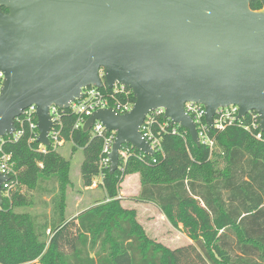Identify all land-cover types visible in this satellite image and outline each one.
Wrapping results in <instances>:
<instances>
[{
	"label": "water",
	"instance_id": "water-1",
	"mask_svg": "<svg viewBox=\"0 0 264 264\" xmlns=\"http://www.w3.org/2000/svg\"><path fill=\"white\" fill-rule=\"evenodd\" d=\"M253 1L0 0V139L35 106L37 142L50 147L52 106L68 110L85 89L115 84L132 91V111H96L83 128L100 121L116 132L111 175L126 145L155 155L140 130L157 109L198 147L190 102L205 107L211 129L217 110L234 105L239 120L257 113L264 131V0L258 10ZM8 181L0 173V204Z\"/></svg>",
	"mask_w": 264,
	"mask_h": 264
},
{
	"label": "trees",
	"instance_id": "trees-1",
	"mask_svg": "<svg viewBox=\"0 0 264 264\" xmlns=\"http://www.w3.org/2000/svg\"><path fill=\"white\" fill-rule=\"evenodd\" d=\"M251 6L258 10L261 2ZM101 91L113 93L108 87ZM115 100L125 101L121 96ZM130 101L135 103V97ZM253 116L224 131L209 129L213 149L197 147L190 133L180 129V135H163L162 151L153 157L132 148L128 162L121 161L126 175L140 174L137 201L156 206L192 241L175 250L150 239L134 211L115 200L121 170L111 175L101 167L103 139L75 130L77 118L69 110L63 114L60 138L83 149L85 187L105 174L103 186L111 202L66 219L70 162L52 144L39 151L40 144L30 142L27 130L19 141L5 145L14 175L9 178L12 188L2 189L0 264H264V131L245 130L254 124ZM220 159L226 167L217 170ZM48 181L54 184L52 192L42 190ZM23 186L47 194L57 190L51 218L18 212L32 206L17 190Z\"/></svg>",
	"mask_w": 264,
	"mask_h": 264
},
{
	"label": "built area",
	"instance_id": "built-area-1",
	"mask_svg": "<svg viewBox=\"0 0 264 264\" xmlns=\"http://www.w3.org/2000/svg\"><path fill=\"white\" fill-rule=\"evenodd\" d=\"M4 80L5 76L2 72H0V94L4 86ZM101 90L102 89H97L94 87L85 89L83 97L70 105L68 110L77 118V121L74 125L75 130L83 129L87 120L92 117L96 111L102 109H113L118 114L123 115L129 113L134 108L135 103L130 101L133 93L126 86L115 84L114 87L110 89L113 91V93L109 95L104 94ZM117 96L123 97L125 101H116L115 98ZM185 110L195 122L201 142L210 149H213L215 142L208 135V131L211 128L206 122L205 107L203 105L190 102L186 103ZM65 111L67 110H62L57 106H52L50 109V115L52 121L55 124L50 133V141L55 148H58L64 143V141H62L60 138V134L62 131V119ZM239 111V107L234 105L219 108L214 117L213 128L211 130L224 131L233 124L241 123L246 116L239 120ZM254 113L255 112H251L248 114L254 115V124L252 127L246 126L245 130L247 131L251 130L252 128L257 129L260 127L261 129L260 124L258 125L255 123L257 119L260 120V117L257 113ZM15 122H17V127L14 134L12 136L8 135L0 139V173L9 178L14 175V163L12 161L11 154L6 152L5 145L8 142L19 141L27 130L30 133V142L38 141L39 129L37 108L35 106H31L25 110ZM180 129L185 130L179 125H172L171 121L166 118V111L164 109H157L147 115L140 131L142 137L150 144L155 154H157L158 152L162 151L163 135L167 133L172 135H180ZM89 132H91L92 135L101 137L103 139L104 145L101 158V167L108 168V166L111 164L110 154L112 153L113 145L116 140V132L108 131L105 125L100 121H96ZM261 136V133H258V138H261ZM132 148V146L126 145L120 152V162L122 161L124 165L133 155L131 151ZM39 151L45 152L46 146L40 144ZM143 156L146 155L143 154ZM11 188L12 185L10 184V181L3 185L4 190L9 191Z\"/></svg>",
	"mask_w": 264,
	"mask_h": 264
},
{
	"label": "rangeland",
	"instance_id": "rangeland-1",
	"mask_svg": "<svg viewBox=\"0 0 264 264\" xmlns=\"http://www.w3.org/2000/svg\"><path fill=\"white\" fill-rule=\"evenodd\" d=\"M200 145H204L201 142V140H200ZM57 151L65 160L70 162V170L68 171L69 183L66 185L65 188L66 219L69 220L79 215L80 213L84 212L85 210L91 209L95 206L105 205L111 202L103 186L105 174L95 178L93 180V184L91 187H85L83 185V180L81 175V167L85 159L83 149L74 147V144L72 142H65L57 148ZM224 160L225 159H220L215 163L217 170L224 169L226 167V162H224ZM110 167L111 164L108 166L109 171H110ZM124 167L125 166L124 165L121 166V164L119 166V169L121 170V174H122V182L121 184H119L118 195L115 200H118L120 206L123 209L127 211H134L137 221L143 226L146 234L151 239L153 233H156L157 231H161V230H156L158 229V227L160 228L157 214L155 212L148 211L147 209L149 207H147L146 204L140 205V203L137 202V198L139 197V195H136V191L139 185H138V181L134 178V176L139 175L140 178V174L132 173L126 175L125 174L126 168ZM140 183H141V179H140ZM53 188H54V184L51 181L46 182L45 185L42 186V190H50L51 192ZM17 190L22 194H24L29 204H32V206L30 207L19 209L18 212L24 211L31 213L34 216H38V217L40 216L42 218L43 216H47L48 218L52 217L53 215L52 201L57 193V190L54 192V194L53 193L47 194L46 192H38L37 190H31L24 186L20 187ZM4 194L5 193H3L2 195ZM144 226L148 227L149 229L148 232L146 231V228ZM163 232H164L162 233L163 237L167 238L168 240L172 239V233L170 230ZM47 234L50 235V232H48ZM179 235L181 236V234ZM184 240H185L184 237L178 238V240L175 241V244H173L172 247L183 246L185 242ZM156 242L162 245L163 247L170 249L163 243L157 240Z\"/></svg>",
	"mask_w": 264,
	"mask_h": 264
},
{
	"label": "crops",
	"instance_id": "crops-1",
	"mask_svg": "<svg viewBox=\"0 0 264 264\" xmlns=\"http://www.w3.org/2000/svg\"><path fill=\"white\" fill-rule=\"evenodd\" d=\"M134 178L138 181V185H139L137 191L135 190L136 191V195H140L141 183H140L139 175L134 176ZM131 180H132V178H131ZM141 204L144 205L146 203H140V205ZM146 206L149 207L147 209L148 211L155 212L157 214V218H158V222H159L160 228L158 227V229H156V230H161V231H157L156 233H153V235L151 236V239L152 240H154V241L157 240V241L163 243L164 245H166L167 247H169L171 250H175V249H178V248L187 246V245H189V244L192 243V241L186 235H184L181 231L175 229L172 226V224L170 223V221L162 213V211H160V209H158L156 206H154L152 204H146ZM145 228H146V231L148 232V230H149L148 227H145ZM168 230H170L171 233H172V239H169V240L167 238H165V237L162 236V233H164L163 231L166 232ZM158 232H159V234H158ZM179 234H181V236ZM182 237H184V239H185L184 240L185 241L184 242V245L183 246H174V247H172V245L175 244V241L178 240V238H182ZM168 244H170V245H168Z\"/></svg>",
	"mask_w": 264,
	"mask_h": 264
}]
</instances>
